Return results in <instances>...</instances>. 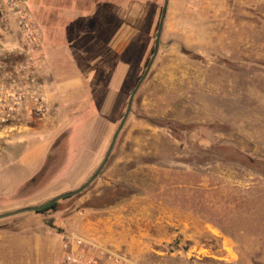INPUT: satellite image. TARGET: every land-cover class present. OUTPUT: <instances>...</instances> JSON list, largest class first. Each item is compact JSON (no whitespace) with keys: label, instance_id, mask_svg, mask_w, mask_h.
<instances>
[{"label":"rangeland","instance_id":"rangeland-1","mask_svg":"<svg viewBox=\"0 0 264 264\" xmlns=\"http://www.w3.org/2000/svg\"><path fill=\"white\" fill-rule=\"evenodd\" d=\"M163 5L107 0L83 55L45 65L73 83L52 90L46 120L0 138V213L74 190L99 167ZM4 18L0 36H14ZM57 202L0 219V264H93L64 247L80 238L87 252L93 227L126 264H264V0H169L106 165Z\"/></svg>","mask_w":264,"mask_h":264},{"label":"built area","instance_id":"built-area-1","mask_svg":"<svg viewBox=\"0 0 264 264\" xmlns=\"http://www.w3.org/2000/svg\"><path fill=\"white\" fill-rule=\"evenodd\" d=\"M0 15L14 23L16 30L11 44L0 36V138L21 133L27 122L46 120L51 113V95L36 64V52L41 48L39 25L35 21L28 0H0ZM82 239L65 244L66 258L78 261L86 256L89 263L103 259L126 264V258L109 248L87 241V252L81 248ZM87 254V255H86Z\"/></svg>","mask_w":264,"mask_h":264},{"label":"crops","instance_id":"crops-1","mask_svg":"<svg viewBox=\"0 0 264 264\" xmlns=\"http://www.w3.org/2000/svg\"><path fill=\"white\" fill-rule=\"evenodd\" d=\"M107 0H28L33 17L39 25L41 36V48L36 52V64L43 81L50 91L51 103L54 100L52 90L54 88H67L72 85V80L64 79L56 81L53 79V70L46 77L44 67L52 60H69V58L83 55L81 44L90 41L91 35L98 33L96 28L101 23L98 10L101 4ZM15 27V24L12 23ZM4 38L13 42L15 38L3 33ZM51 70V69H50ZM52 74V75H51ZM51 76V78H50ZM2 210L0 209V212ZM92 232V233H91ZM87 237L105 246H118L116 239L111 233L99 231L98 227ZM109 247V248H110Z\"/></svg>","mask_w":264,"mask_h":264},{"label":"water","instance_id":"water-1","mask_svg":"<svg viewBox=\"0 0 264 264\" xmlns=\"http://www.w3.org/2000/svg\"><path fill=\"white\" fill-rule=\"evenodd\" d=\"M168 4H169V0H164V5H163V8H162V12H161V18H160V21H159V25H158V29H157V34H156V40H155V46H154V49H153V54L146 66V69L145 71L143 72V74L141 75V77L139 78L138 82L136 83L131 95H130V98H129V101H128V104H127V108H126V111L123 115V118L118 126V128L116 129L114 135H113V138H112V141L110 143V146L102 160V162L100 163L99 167L95 170V172L89 177L88 180H86V182H84L81 186H79L78 188L74 189V190H71V191H67V192H64L58 196H55L53 198H51L50 200L40 204V205H36V206H27V207H23V208H19V209H16V210H12V211H8V212H4V213H0V219L1 218H4V217H8V216H12V215H16V214H19V213H23V212H27V211H39L49 205H51L52 203L54 202H57L65 197H68V196H71V195H75V194H78L80 192H82L83 190H85L97 177L98 175L100 174V172L102 171V169L104 168V166L106 165L111 153H112V150L114 148V145L116 143V140H117V137L120 133V131L122 130L127 118H128V115L132 109V105H133V101H134V98H135V95L137 94L138 90L140 89L142 83L144 82L145 78L147 77L153 63H154V60L157 56V53L159 51V47H160V42H161V36H162V31H163V26H164V22H165V18H166V15H167V10H168Z\"/></svg>","mask_w":264,"mask_h":264},{"label":"trees","instance_id":"trees-1","mask_svg":"<svg viewBox=\"0 0 264 264\" xmlns=\"http://www.w3.org/2000/svg\"><path fill=\"white\" fill-rule=\"evenodd\" d=\"M57 205H58V202H54L51 205H49V206H47V207H45V208H43L37 212H45V211L50 210V209H56Z\"/></svg>","mask_w":264,"mask_h":264}]
</instances>
